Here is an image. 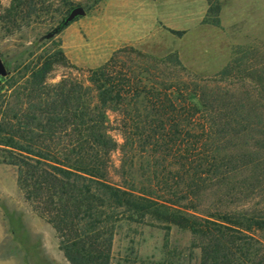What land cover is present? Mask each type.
I'll use <instances>...</instances> for the list:
<instances>
[{
    "label": "trees",
    "instance_id": "trees-1",
    "mask_svg": "<svg viewBox=\"0 0 264 264\" xmlns=\"http://www.w3.org/2000/svg\"><path fill=\"white\" fill-rule=\"evenodd\" d=\"M41 4L13 0L1 16L6 29L49 10ZM219 11L212 7L216 16ZM137 55L145 62L140 71L113 57L90 72L91 87L72 80L48 85L55 64L66 59L62 51L27 67L25 107L0 123V147L18 170L25 200L55 230L70 264H113V243L126 223L168 235L173 228L190 232L204 242L201 264H264L257 235L264 234V214L202 213L195 204L209 187L236 189L233 179L246 169L263 171L253 177L262 183L264 111L214 96L184 73L177 53ZM159 63L166 65L163 78ZM261 103L264 109V98ZM109 111L116 112L121 145L111 135ZM257 135L262 140L254 148ZM118 150L123 158L114 182L112 155Z\"/></svg>",
    "mask_w": 264,
    "mask_h": 264
},
{
    "label": "rangeland",
    "instance_id": "rangeland-1",
    "mask_svg": "<svg viewBox=\"0 0 264 264\" xmlns=\"http://www.w3.org/2000/svg\"><path fill=\"white\" fill-rule=\"evenodd\" d=\"M13 0H0V56L9 75L0 77V123L19 111L27 96L32 69L42 57L62 51L65 60L55 64L48 85L63 80L91 87L90 72L113 57L137 71L145 62L137 52L162 58L177 53L185 74L214 96L244 100L261 114L264 79V0H38L44 10L31 22H20L11 31L2 21ZM220 7L216 16L212 7ZM82 6L86 16L64 25L71 11ZM216 18L219 24L213 23ZM58 33L44 39L49 33ZM176 32H184L178 35ZM159 63L158 76H166ZM261 106V109H259ZM111 135L123 143L116 130V112L109 111ZM250 140V139H249ZM262 140L255 136V141ZM243 141V142H242ZM244 143V140L239 143ZM264 157V151L259 152ZM0 147V264H70L59 248L55 230L28 203L18 185V170L6 163ZM122 152L112 155L111 179L116 182ZM246 169L232 186H213L195 201L202 213L250 211L264 214V178ZM241 182H245L242 183ZM244 184V185H243ZM241 185V187H240ZM251 186V187H250ZM264 242V234L257 233ZM204 242L187 231L149 225L124 224L113 243V264H201Z\"/></svg>",
    "mask_w": 264,
    "mask_h": 264
},
{
    "label": "water",
    "instance_id": "water-1",
    "mask_svg": "<svg viewBox=\"0 0 264 264\" xmlns=\"http://www.w3.org/2000/svg\"><path fill=\"white\" fill-rule=\"evenodd\" d=\"M87 11L85 10L84 7L82 6H78L76 8H74L71 13L69 14V16L67 17V19L65 20L64 25H69L72 22H74L75 20H77L78 18L84 17L86 16ZM58 33V30L52 33H49L47 36H45L44 39H51L53 38L56 34ZM9 75V71L2 59V57L0 56V77H6Z\"/></svg>",
    "mask_w": 264,
    "mask_h": 264
}]
</instances>
